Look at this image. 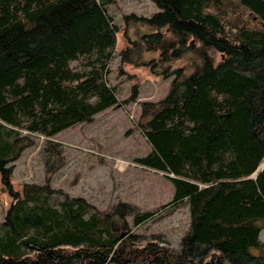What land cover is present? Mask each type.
Here are the masks:
<instances>
[{
  "label": "trees",
  "instance_id": "16d2710c",
  "mask_svg": "<svg viewBox=\"0 0 264 264\" xmlns=\"http://www.w3.org/2000/svg\"><path fill=\"white\" fill-rule=\"evenodd\" d=\"M105 1L0 0V123L9 127L7 138L16 135L23 116L35 118L34 131L52 125L51 135L115 103L106 75L117 28L100 7ZM159 1L162 9L148 16H126L128 46L119 56L169 67L188 47V85L171 103L143 110V136L163 170L200 169L208 177L205 193L197 194L196 240L221 238L230 251L244 254L259 242L252 222L264 217V67L257 66L260 75L241 68L264 55V0ZM216 38L233 41L243 53L211 68ZM1 130L0 169L15 155ZM9 177L7 171L1 181L7 187ZM188 189L182 184L179 192ZM27 190L13 195L11 225L0 230V264H32L19 256L23 239L39 248L81 246L68 257H52L59 264H103L114 244L132 259L169 257L157 244H132L123 218L89 213L81 201L47 210L41 229L30 234L22 215L47 196ZM149 216L139 214L135 224ZM219 216L226 222H215Z\"/></svg>",
  "mask_w": 264,
  "mask_h": 264
},
{
  "label": "rangeland",
  "instance_id": "374dc122",
  "mask_svg": "<svg viewBox=\"0 0 264 264\" xmlns=\"http://www.w3.org/2000/svg\"><path fill=\"white\" fill-rule=\"evenodd\" d=\"M160 2L107 0L100 5L117 28L106 75V82L115 91L114 104L51 135L48 132L52 125L41 126L43 131L31 129L37 121L29 116L22 117L16 135L9 138V127L0 123L3 138L13 144L15 152L0 169V230L11 225L13 195L28 193L27 188L35 187L44 190L47 199L30 204L22 215L30 234L41 229L47 210L60 212L66 202L81 201L89 213H116L123 218L132 244L154 243L169 252L168 258L156 254L138 260L130 258L126 248L114 244L105 253L108 257L103 264H264V217L252 222L259 228V242L244 254L230 251L221 238L196 240L191 232L197 224V194L205 193L208 177L200 169L186 168L179 174L163 170L154 146L143 136V110L171 103L188 85L184 68L188 47L169 67L159 66L154 59L135 65L123 62L119 56L120 50L128 46L126 16H148L162 9ZM242 53L233 41L216 38L211 68L227 65ZM263 62L264 55L241 69L250 72L256 68L260 75ZM71 66L77 67L78 63L72 62ZM7 171L9 187L1 182ZM182 184L190 189L180 193ZM141 213L150 216L135 224ZM215 222L224 223L226 218L216 217ZM20 243L19 256L27 257L32 264L38 260L39 264H59L52 257H68L81 247L64 244L39 248L24 239ZM76 263L73 259L69 264Z\"/></svg>",
  "mask_w": 264,
  "mask_h": 264
}]
</instances>
